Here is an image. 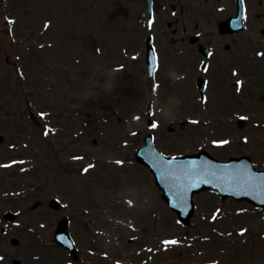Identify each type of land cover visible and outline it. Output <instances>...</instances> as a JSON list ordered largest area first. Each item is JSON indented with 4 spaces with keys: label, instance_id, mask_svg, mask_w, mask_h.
<instances>
[{
    "label": "rangeland",
    "instance_id": "1",
    "mask_svg": "<svg viewBox=\"0 0 264 264\" xmlns=\"http://www.w3.org/2000/svg\"><path fill=\"white\" fill-rule=\"evenodd\" d=\"M137 2L138 0H0L2 88L18 85L16 77L11 75L10 67H28L32 70L48 67L41 69L40 73V79L46 76L49 86L45 91L46 97L51 103L57 102L55 105L61 109L68 108L71 111L68 115H75L69 129H79L76 138L79 141H73L78 148L68 150L71 152L60 147L52 150L48 144V130L44 135L47 138L44 142L42 140L46 151L44 150V156L42 153L41 162L25 159L23 163L13 167L16 171L24 168V174L13 170L12 174L5 176L0 170V192L23 193L24 190L17 189L18 186L22 182H29L34 188L41 185L46 192H51L64 207L65 203L78 201L80 209L86 206L97 211L104 202L101 198L102 191L109 188L113 195H123V190L131 187L132 198L135 199L149 197L152 191V200L143 202L144 204H140L139 200L134 201L136 209H139L136 224H140L139 227L148 226L147 233L139 238L135 247L150 242L155 245L158 239L160 243L163 240L173 241V238L184 245L173 248L169 244L149 264H264V209L246 201L220 199L215 193L203 191L194 196L195 211L191 222L184 227L177 225L173 220L176 215L162 199L152 174L132 159V154L142 144L143 136L148 132L154 135L158 148L168 155L197 151L198 145L206 138L203 132L196 136L184 134L189 128L184 119L186 114L201 117L197 101L188 104L186 97L183 104H175L162 96L158 103L149 102L152 96L147 90L144 71L142 72L146 67L145 61L143 55L136 52L139 50L138 37L141 33L136 32V9L137 4L140 5ZM248 6L249 14L260 21H248L245 30L239 35V75L247 78L251 92L261 94L264 90V35L260 28L264 26V0H249ZM250 30L254 34L249 39L247 36ZM255 51L262 57H256ZM133 54L136 58L132 57ZM161 59L156 79L162 77L165 80L168 63L162 56ZM122 61H126L125 67ZM190 78L192 81L193 77ZM185 80L190 82L188 78ZM223 84L224 80L222 83L213 82L211 87L219 92ZM179 87L182 88L181 85ZM227 93L228 90H225L224 100ZM192 94L195 97L194 89ZM64 97L67 100L61 99ZM148 104H152L154 109L151 117L146 114ZM220 107L218 99L212 96L206 115L215 117V109ZM230 108L228 99L227 104L222 107V115H230L233 111ZM248 109L253 111V117L244 122L241 129L238 127V131L231 124L222 131L217 125L216 134H209L207 130L208 138L220 139L227 136L234 141L215 150L207 146V150L215 152L220 159L245 153L252 158L256 167L264 168V104L250 103ZM53 114L55 121L58 113L53 111ZM43 121L45 122L44 119ZM49 121L46 118L47 125L51 127L52 123ZM59 121L62 122L61 119ZM156 122L159 124L155 125ZM29 124V127L34 126L31 122ZM53 124L57 125L56 122ZM169 127L176 128L177 131L173 133ZM37 128L38 132H42L41 125ZM197 129L203 128L200 125L194 126L189 128L188 133ZM244 138L246 141H243ZM13 153L0 145V160H8V156L11 157ZM90 154L94 155V160L89 158ZM117 160L125 163H117L121 168L114 170V162ZM104 161L111 164V174ZM33 165L38 168L34 169ZM82 169L89 170L84 172ZM113 171L117 173L113 176L119 177L112 180ZM138 183L141 187H136ZM30 195L32 199L29 198L22 206L26 207L39 199L35 193ZM43 195L48 197V194ZM22 201L20 198L11 202L20 204ZM114 201L115 199L112 202ZM120 206L122 207L121 204ZM73 209L67 208L72 227L77 225V221L79 224L91 223L90 217L82 212L75 213ZM156 209L157 220L153 217ZM103 210L105 211L104 208ZM134 210L128 209L130 212L127 213H134ZM53 212L52 214L56 213L55 216L64 213L61 209ZM97 214L92 216L97 222L103 223L102 213ZM35 217L37 215L32 218ZM131 232L136 234L135 231ZM188 239L195 241V244L190 243L186 247L188 242L184 240ZM114 254L118 256L120 252ZM144 256L146 253L136 255L135 258L141 259ZM18 257L27 261V264H35L30 256Z\"/></svg>",
    "mask_w": 264,
    "mask_h": 264
},
{
    "label": "water",
    "instance_id": "2",
    "mask_svg": "<svg viewBox=\"0 0 264 264\" xmlns=\"http://www.w3.org/2000/svg\"><path fill=\"white\" fill-rule=\"evenodd\" d=\"M220 166L218 174L221 177H226L224 182L221 183L223 186L222 192L233 193L237 196H248L255 200L260 191L258 199L261 203H264L263 175L260 173H251L249 175L248 170L244 169L245 165L243 162H230ZM211 168L218 170L215 166H211Z\"/></svg>",
    "mask_w": 264,
    "mask_h": 264
},
{
    "label": "snow or ice",
    "instance_id": "3",
    "mask_svg": "<svg viewBox=\"0 0 264 264\" xmlns=\"http://www.w3.org/2000/svg\"><path fill=\"white\" fill-rule=\"evenodd\" d=\"M152 127H153V124H152ZM222 143L226 144V143H228V142H227V141H223ZM165 243H168V244H173V245H175V244H177L178 242H177V241H175V240H173V241H165Z\"/></svg>",
    "mask_w": 264,
    "mask_h": 264
}]
</instances>
